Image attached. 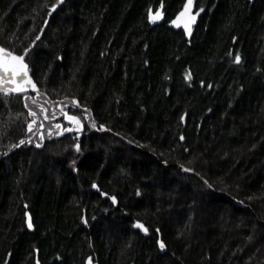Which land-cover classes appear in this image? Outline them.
<instances>
[{
	"label": "trees",
	"instance_id": "obj_1",
	"mask_svg": "<svg viewBox=\"0 0 264 264\" xmlns=\"http://www.w3.org/2000/svg\"><path fill=\"white\" fill-rule=\"evenodd\" d=\"M54 2L0 0V44L36 41L56 102L0 95V264H264V0H196L190 34L169 26L185 0ZM73 97L96 127L49 138Z\"/></svg>",
	"mask_w": 264,
	"mask_h": 264
},
{
	"label": "snow or ice",
	"instance_id": "obj_2",
	"mask_svg": "<svg viewBox=\"0 0 264 264\" xmlns=\"http://www.w3.org/2000/svg\"><path fill=\"white\" fill-rule=\"evenodd\" d=\"M64 3V0H55L54 3H52L49 7V15H51L52 12H54L59 6H61ZM163 7L162 0H161V8ZM193 8V0H185V3L183 5V9L178 13L176 19H173L170 23L173 25H177V22L181 19V17H187V19L184 21L183 26L186 31V33H191V24L195 22L196 16L199 15V12L203 11V8L198 9L195 13L192 12ZM163 13L161 9H157L155 13L152 12L151 9L148 10V19L150 22H156L159 19H161ZM46 24L47 21H44ZM37 40L40 39L39 36L36 37ZM36 41L32 42V45H29V47L24 48L22 54H16L14 51L9 50L3 46H0V95L4 97L11 96L13 94H22L27 92L29 89L36 92L37 95H43L39 92V89L37 88L36 82L33 81L32 77L29 74V67L26 61V55L29 53L30 49L33 45H35ZM241 55L239 53H236L234 56V62L239 64L241 62ZM185 79L191 80L192 74L190 71H187L185 73ZM204 83L203 81L201 82ZM207 87H212L211 84H208ZM67 99V97H65ZM33 103H35V100H33ZM26 108H28V115L30 117H37V113L34 112L27 103L24 105ZM57 107L60 108L61 117L64 121L67 122L68 125H71V127H66L62 125L60 122H57L55 124V128L58 130L56 132H53L52 128H48V136L51 138L53 135L59 136L64 131H72L75 130L77 134L79 135L80 131L85 127V124L83 121L91 119L89 112L90 110L87 108L80 109L79 102L76 101L75 97L72 98L71 106L69 105H57ZM75 108L78 110V114H74L72 109ZM68 109V110H65ZM41 112L42 114L47 113V109L43 108V105H41ZM44 120L49 119H56L57 113L53 111L50 115L44 114L43 116ZM181 119L183 120L184 117L182 116ZM37 124L36 119H32L27 124V130L28 132H33V125ZM91 127L95 128L96 124L95 121H92ZM38 127L40 129H44L45 125L44 123L40 122ZM100 129L104 128V125L99 126ZM33 135H36V133L33 132ZM44 132H39V140H44ZM181 140L184 139L183 136L180 137ZM26 141L24 139H21L18 144L12 145V147H19L20 145H23ZM28 143H31V137L28 138ZM36 147H42V143H37L35 145ZM77 151L80 150V147L78 144L73 145ZM6 155V153H5ZM183 168V165H181ZM185 171H192V169H185ZM205 184L211 188L212 185L208 184L207 181H205ZM93 188H96L97 185L95 182L92 184ZM101 195L107 196V193H101ZM137 195H139V191H137ZM113 203L116 202L115 196L111 197ZM251 199V197H249ZM27 208V205H25ZM25 224L28 229H33L34 223L32 216L30 213L25 212ZM86 222V221H85ZM135 227L142 229L145 233L149 231L147 227H145L144 224L140 223V221H136L134 224ZM159 229H156V232L159 233ZM157 244L160 250H166V243L162 239L157 240ZM36 264H40L39 260L36 261ZM88 264H91V257L88 258Z\"/></svg>",
	"mask_w": 264,
	"mask_h": 264
},
{
	"label": "water",
	"instance_id": "obj_3",
	"mask_svg": "<svg viewBox=\"0 0 264 264\" xmlns=\"http://www.w3.org/2000/svg\"><path fill=\"white\" fill-rule=\"evenodd\" d=\"M195 6H196V0H193V8H192V12L194 13V10H195ZM177 17V16H176ZM176 19V18H175ZM187 19V17H181V19L177 22V25H173L172 23H170L169 24V26L170 27H172V28H178V29H182V30H184L185 31V29H184V26H183V23H184V21ZM191 32L193 31V29H194V27H195V22L194 23H192L191 24ZM186 32V31H185ZM0 46H2L1 44H0ZM29 74H30V71H29ZM30 76H31V74H30ZM32 77V76H31ZM33 79V78H32ZM34 81V80H33ZM35 82V81H34ZM37 88H38V86H37ZM39 89V88H38ZM27 92H34V91H32L31 89H29ZM39 92L40 93H42L40 90H39ZM36 93V92H35ZM43 95H38V96H40V97H43V98H45V100L47 101V103L51 106V107H53L55 104H56V102H53V101H51L44 93H42ZM68 105H69V103H68ZM90 115V114H89ZM61 115H59V117H60ZM90 117H91V119H92V116L90 115ZM91 119H88V124H91ZM185 169L186 168H181V171H183V172H185L186 174H188V175H190V176H195V177H197V178H199L200 180H202V178L195 172V171H185ZM203 181V180H202ZM204 182V181H203ZM205 183V182H204ZM239 205L240 206H243V204L242 203H239ZM140 223H142V222H140ZM143 224V223H142ZM135 227V226H134ZM146 227V226H145ZM135 229H138V230H142V229H140V228H137V227H135ZM143 231V230H142ZM144 232V231H143ZM148 233V232H147Z\"/></svg>",
	"mask_w": 264,
	"mask_h": 264
}]
</instances>
